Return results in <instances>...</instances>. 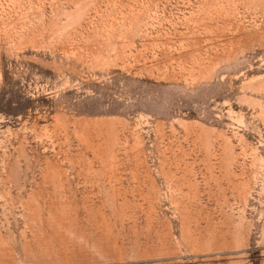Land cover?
<instances>
[{
  "label": "rangeland",
  "instance_id": "374dc122",
  "mask_svg": "<svg viewBox=\"0 0 264 264\" xmlns=\"http://www.w3.org/2000/svg\"><path fill=\"white\" fill-rule=\"evenodd\" d=\"M0 264H264V0H0Z\"/></svg>",
  "mask_w": 264,
  "mask_h": 264
}]
</instances>
